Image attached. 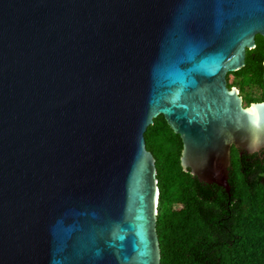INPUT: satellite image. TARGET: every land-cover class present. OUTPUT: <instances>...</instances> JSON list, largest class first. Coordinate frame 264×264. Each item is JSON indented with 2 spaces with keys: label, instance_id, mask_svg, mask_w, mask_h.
<instances>
[{
  "label": "water",
  "instance_id": "obj_1",
  "mask_svg": "<svg viewBox=\"0 0 264 264\" xmlns=\"http://www.w3.org/2000/svg\"><path fill=\"white\" fill-rule=\"evenodd\" d=\"M257 35L264 0H0V264H159L143 133L229 196L230 145L264 149L225 82Z\"/></svg>",
  "mask_w": 264,
  "mask_h": 264
},
{
  "label": "trees",
  "instance_id": "obj_2",
  "mask_svg": "<svg viewBox=\"0 0 264 264\" xmlns=\"http://www.w3.org/2000/svg\"><path fill=\"white\" fill-rule=\"evenodd\" d=\"M263 61L264 38L257 35L243 66L225 75L245 106L264 97ZM143 140L156 172L159 264H264V153L230 150L227 196L181 170L180 140L160 115Z\"/></svg>",
  "mask_w": 264,
  "mask_h": 264
},
{
  "label": "flooded vegetation",
  "instance_id": "obj_3",
  "mask_svg": "<svg viewBox=\"0 0 264 264\" xmlns=\"http://www.w3.org/2000/svg\"><path fill=\"white\" fill-rule=\"evenodd\" d=\"M227 88V87H226ZM228 89V88H227ZM259 97V96H258ZM258 102H264V97L262 98V99H258V100H256V101H253L252 103H258ZM250 103H248L247 104V106L249 105ZM242 105L243 106H245V103L244 102H242ZM230 150L231 149H234L235 147L233 146V145H230ZM243 153L244 152H242V151H240V156H242L243 155ZM264 153V149H261V150H259L256 154H263Z\"/></svg>",
  "mask_w": 264,
  "mask_h": 264
},
{
  "label": "rangeland",
  "instance_id": "obj_4",
  "mask_svg": "<svg viewBox=\"0 0 264 264\" xmlns=\"http://www.w3.org/2000/svg\"><path fill=\"white\" fill-rule=\"evenodd\" d=\"M254 95H258V93H257V91H254V93H253Z\"/></svg>",
  "mask_w": 264,
  "mask_h": 264
},
{
  "label": "clouds",
  "instance_id": "obj_5",
  "mask_svg": "<svg viewBox=\"0 0 264 264\" xmlns=\"http://www.w3.org/2000/svg\"><path fill=\"white\" fill-rule=\"evenodd\" d=\"M238 95V94H237ZM254 123H258V121H254ZM155 211H156V208H155Z\"/></svg>",
  "mask_w": 264,
  "mask_h": 264
}]
</instances>
